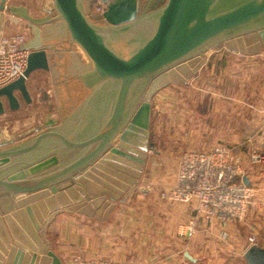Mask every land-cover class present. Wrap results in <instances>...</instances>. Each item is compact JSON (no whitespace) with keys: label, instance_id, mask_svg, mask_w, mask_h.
I'll list each match as a JSON object with an SVG mask.
<instances>
[{"label":"water","instance_id":"1","mask_svg":"<svg viewBox=\"0 0 264 264\" xmlns=\"http://www.w3.org/2000/svg\"><path fill=\"white\" fill-rule=\"evenodd\" d=\"M99 1L103 16L89 15L94 0H46L35 17L0 0V30L6 11L31 29L24 76L0 87V115L19 109V96L32 102L27 79L38 69H51L57 93L33 132L0 126V264H61L49 224L63 210L106 220L135 189L154 147L153 96L187 83L223 45L244 55L264 46V0ZM60 22L68 40L46 45L42 27ZM244 258L264 264V247Z\"/></svg>","mask_w":264,"mask_h":264},{"label":"crops","instance_id":"2","mask_svg":"<svg viewBox=\"0 0 264 264\" xmlns=\"http://www.w3.org/2000/svg\"><path fill=\"white\" fill-rule=\"evenodd\" d=\"M22 1L7 0V3L25 4L28 9H32L31 1ZM45 7L46 2L41 8L42 13L37 16H46ZM20 25V19L16 15L5 12L0 34L13 31ZM62 27L61 22L42 27L46 45L61 44L68 40V33L63 32ZM29 38L30 36L27 37ZM223 77L226 80L231 78L240 93L234 94L233 98L234 105L238 103V109L234 111V115L238 116V125L228 128L226 132L223 128L218 129L211 122V114L218 115L222 111L218 100L201 98L205 119L202 118L199 126L193 124L192 119L189 125L186 123L185 128L188 130L185 142L199 150L226 145L241 158L244 169L248 170L249 181L258 187L257 195L249 208V232L250 235L256 234L257 245L264 247V152L257 151L262 160L251 163L243 149L245 142L240 140L247 136L250 139L264 138V50L261 49L254 55H244L230 53L222 46L218 51L211 52V58L205 59L201 70L189 84L194 83L197 78V82H202L203 85L207 83L205 87L209 88L210 80L215 79L219 83ZM27 87L32 101L41 102L43 109H48L47 113L57 108V93L51 69L34 71L27 79ZM241 93L245 96H241ZM153 100L152 104L156 108L171 102L164 91L158 93ZM25 104L33 106V103L26 101ZM21 106L22 103L20 108ZM14 112L17 113L18 110L7 111L0 116V119L7 116L14 118L7 119L10 121L8 124L12 125L9 134L29 133L37 128L36 116L21 119L20 116H14ZM175 125V121L169 120L167 125L161 124L159 130L165 126L172 133L171 128ZM173 133V136L178 134L176 131ZM248 151L250 155L256 153L252 148ZM177 153L170 147L166 150L158 146L155 153L147 152L138 189L133 190L125 201H116L115 209L106 220H97L77 211L59 212L48 226L47 238L51 243L50 249L61 259V264H77L74 261L77 256L97 257L116 263L200 264L204 254L209 255L206 257L208 261L220 262L223 259L219 255L234 246L244 257L250 244L248 237L245 239L243 221L228 223L201 218L194 237L187 239L179 233L181 225L195 215L194 205L171 202L160 197L162 190L175 183L181 158ZM261 217L263 220H260ZM186 253L192 258L187 257Z\"/></svg>","mask_w":264,"mask_h":264},{"label":"built area","instance_id":"3","mask_svg":"<svg viewBox=\"0 0 264 264\" xmlns=\"http://www.w3.org/2000/svg\"><path fill=\"white\" fill-rule=\"evenodd\" d=\"M103 13L99 2L93 16H103ZM26 40L23 35L0 34V87L24 76L29 53L23 48ZM251 158L253 162H258L261 155L254 153ZM245 177L248 178V175L242 160L230 147L220 145L211 150L189 149L182 153L175 183L162 190L160 197L171 202L194 205L195 215L179 229L182 236L190 239L194 237L201 218L234 223L247 215L258 187L251 182L247 184ZM257 243V236L253 234L250 247ZM74 261L77 264H133L80 256L75 257Z\"/></svg>","mask_w":264,"mask_h":264},{"label":"rangeland","instance_id":"4","mask_svg":"<svg viewBox=\"0 0 264 264\" xmlns=\"http://www.w3.org/2000/svg\"><path fill=\"white\" fill-rule=\"evenodd\" d=\"M27 1H31V7L32 12L29 9V12L31 15L35 17H39L37 15H40L42 13V6L46 2V0H23L22 2L26 3ZM100 1L96 3V5L93 6L92 9H90L89 15L93 16V12L96 8V6L99 4ZM26 6L25 4H22ZM8 14H11L9 11H6ZM18 17V16H16ZM20 19L21 25L17 26L15 30L13 31H7L6 33H2L4 36H15V35H23L26 38L28 36L31 37V29L28 26V22L25 19ZM64 29V30H63ZM62 31L67 33L65 31V28L62 27ZM224 46V45H223ZM226 48V47H225ZM227 49V48H226ZM264 50V46L261 48ZM228 50V49H227ZM230 53H235L230 51ZM201 68L199 69V71ZM198 71V72H199ZM197 72V73H198ZM197 73L195 75H197ZM194 75V76H195ZM193 76V77H194ZM193 79V78H192ZM190 79L187 83H168L164 87H162L154 96L153 98L158 95L161 91H164L166 93V97L168 100L170 99L171 102L167 103L166 105H160L158 108H156L152 104V111H151V118H150V127H149V142L154 144L153 148H149L148 152L155 153L157 146L161 149H166L170 147L172 151H177L180 156H182V153L189 149H197L196 147H190L186 144L185 138L186 131L188 130L187 127L185 128L186 123L189 122L192 119V123L196 126H199L202 118H204V106L201 104L200 99L201 98H210V99H216L218 100L220 106L219 108L222 110L218 113V115L211 114V122L215 126H218V129L223 128V130L226 132L228 131V128L232 129L236 127L238 116L235 114L234 111L238 109V103L234 105V94L239 93L237 89L234 86V83L231 81V78H228L227 80L223 77L222 82H219L215 79H212L209 81V88L205 87V85L202 84V82H197V78L194 81V83L189 84V82L192 80ZM240 94V93H239ZM241 96H245V94L241 93ZM247 96V94H246ZM20 101L22 103L21 108L17 109L18 112H14V116L21 117V119H24L26 117H34L41 114L47 113L48 109H43L44 105L41 102H31L33 103V106H29L25 104L24 99L19 96ZM153 98L151 103H153ZM217 103V102H216ZM43 105V107H42ZM47 108V107H46ZM8 109V110H7ZM7 111H11L8 107L6 108V111L3 113H7ZM16 111V110H14ZM1 116V115H0ZM11 117H3V119H0V126L6 131L10 132V129L12 125L8 124L10 122L7 120ZM175 119V120H174ZM205 119V118H204ZM175 121L177 125L172 126L171 132L170 129L168 130L165 126H162L161 130H159L161 127V124L167 125L168 121ZM171 126V125H170ZM160 131V132H159ZM177 132V136H173V132ZM244 151H246V157L249 158V160L252 161V155H250L249 148H252L256 151L257 154H259L257 151L264 152V138H257V139H250L249 136L241 138ZM252 142H249L251 141ZM260 140V141H259ZM231 142V140L229 141ZM232 143V142H231ZM230 143V144H231ZM251 144V145H250ZM262 160V157L260 161ZM244 171L247 173L248 170L244 169ZM139 183L135 187L134 190L138 189ZM250 212L248 211L247 215L242 219L238 220L237 222L243 221L242 225L244 226V229L246 231L245 233V239L248 237L249 244L251 242V237L248 228L249 221L251 220L249 217ZM251 216V215H250ZM255 217V216H253ZM252 217V219H253ZM254 220V219H253ZM259 220V219H258ZM260 220H263L261 217ZM251 222V221H250ZM209 256V255H208ZM206 254L202 255L201 263L200 264H247L245 258L241 253L235 249V246L231 248L229 251H225L224 253L220 254L219 257H221L223 260L220 262H214V261H208Z\"/></svg>","mask_w":264,"mask_h":264},{"label":"flooded vegetation","instance_id":"5","mask_svg":"<svg viewBox=\"0 0 264 264\" xmlns=\"http://www.w3.org/2000/svg\"><path fill=\"white\" fill-rule=\"evenodd\" d=\"M98 1H99V0H94V4H93V6L96 5V3H97ZM92 8H93V7H92ZM92 8H91V9H92ZM94 16H95V15H94ZM7 107L9 108L8 104H5V111H6V108H7ZM9 109H10V108H9ZM10 110H11V109H10ZM1 115H2V114H1Z\"/></svg>","mask_w":264,"mask_h":264}]
</instances>
